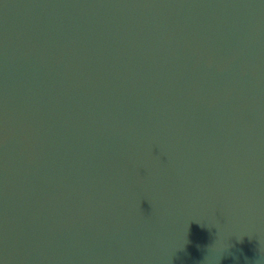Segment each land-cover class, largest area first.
<instances>
[{
  "label": "water",
  "instance_id": "1",
  "mask_svg": "<svg viewBox=\"0 0 264 264\" xmlns=\"http://www.w3.org/2000/svg\"><path fill=\"white\" fill-rule=\"evenodd\" d=\"M0 264H264V0H0Z\"/></svg>",
  "mask_w": 264,
  "mask_h": 264
}]
</instances>
